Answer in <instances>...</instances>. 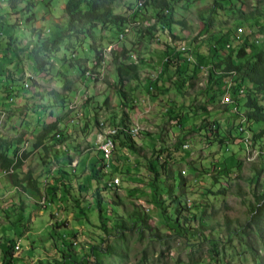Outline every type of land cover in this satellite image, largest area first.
Wrapping results in <instances>:
<instances>
[{
  "label": "rangeland",
  "instance_id": "374dc122",
  "mask_svg": "<svg viewBox=\"0 0 264 264\" xmlns=\"http://www.w3.org/2000/svg\"><path fill=\"white\" fill-rule=\"evenodd\" d=\"M67 1L52 0L50 8L39 4L35 9L38 16L34 25L36 29H43L48 36L53 35L48 31L55 32L57 27L55 25L64 24L67 20L64 11ZM213 1L197 0L188 9H184V1L180 3L177 8L179 13L177 19L184 18L187 22L186 29L174 30L180 41H175L168 30L159 34L161 42L159 44L157 40L154 42L143 40L133 32H130L125 39L118 40L116 34L108 28L97 30V36H100L103 43L109 47L106 62L101 66L96 64L94 58L87 57L88 46L80 47L79 38H72L68 41L76 48L75 52L78 50L79 56L83 59L80 61L82 69L76 68L79 61L72 59L68 54L69 60L63 61L62 52L50 59L51 73L50 76H47L36 73L29 52L11 53V56H20L10 66V73L13 72L15 77L21 75L24 82L29 84V89L23 90V94L19 95L21 97H14V102H12L14 107H11L10 110L3 111L4 109L0 107V135L7 144L24 150L27 155L24 165L16 172L18 180L27 186L28 181L33 182L32 184L35 185L33 188L37 186L40 189L37 193L33 188L27 192H19L21 187L16 186L10 176L0 171V240L4 236L20 240L21 250L16 253L17 264H37L40 259L49 260L51 264L62 262L61 253L55 247L56 244L52 243L50 237L53 236L60 246V238L68 235L70 230L61 228L54 231L52 223L57 221L67 222L74 229L73 232H77L73 247L78 250L80 255L89 253L92 244L100 245L102 238L110 237L109 244L113 248V253L102 256L103 264H192L193 262H198V264H256L251 247L254 246L264 253V246L256 233L244 226L249 219L250 205L256 201L254 191L264 194V160L260 158L257 151L250 149L248 152L239 153V165L242 164L240 177L233 176L232 179L225 177L229 186L226 195L218 199L211 197L208 201V208L204 212H199V219L202 216L204 224L207 226L204 231L212 241H206L198 247H194L188 240L176 236V233L170 229L168 221L165 220V216H162L156 209L154 189L151 188L147 170L153 148L156 145L163 143L171 149L178 147L182 149L183 146L184 150L176 153V160L169 165L166 184L175 185L178 193L180 183H182L181 187L185 192L182 199L194 207L201 200L205 182L206 186L210 185L208 178L213 173L211 172L212 164L218 162V170H222L225 163L229 167L233 166V170L237 169V163H232V160L226 158L227 155L236 152L235 145L232 143H229L227 147L217 144L208 145L209 141L205 137L204 131L201 132L198 129L203 118L208 117L206 115L196 116V113H193V110L204 105L206 101L207 71L196 80L195 87L186 94L175 90L172 86L168 91L163 92V82H159V87L152 88V83L155 84L156 79L160 77L163 69L162 64L166 59L165 44L175 47L184 45L179 48L181 51H186L189 48L194 49L196 46L195 57L207 55L208 41L206 39L209 35L207 32L202 33L203 24L199 13L212 6ZM241 1L243 3H238V5H241L246 13L259 11L264 15V0ZM139 2L142 1L115 0L112 8L116 14L128 15L132 11L127 8L135 9ZM13 3L18 4L19 9L24 7L21 0H0V15L10 12L9 7ZM240 22L245 26L252 23V21L247 23L236 21L230 13L221 19L214 16L212 19L213 31L217 33L220 30L226 31L229 28H234ZM25 28H0V36L3 34L4 36L13 35L20 39L21 46L28 45L30 41L36 39V36ZM260 37L261 35L258 34L257 38ZM262 37L264 38V35ZM256 42L259 43L258 40ZM69 44L65 42L62 50L67 51L65 48ZM123 48L128 51L123 59L127 58L139 66L140 79L138 81H122V87L126 92V102L133 106V109L126 110L131 118L132 127H139V129H132V132L134 130L133 135L136 136L138 134L135 133V130H139L140 135H138L137 141L140 150L139 152L128 151L125 148L116 150L115 162L119 174L116 173L113 177L119 178V187L112 193H105V196L111 198L109 201L118 196L119 199L116 201L121 205L112 209L111 202H105L104 208L107 209V215L104 217L107 225L106 232L99 219L95 201H91L89 193L83 198L87 216L81 214L82 217L78 215L80 219L75 220L71 212L75 205L74 200L81 198L80 192H78L80 190L78 178L65 177L62 174L64 178L57 177L58 179H55L56 172L52 173V170L54 171L59 163L54 161L55 164H52L50 169L46 168L43 159L45 158V161L48 162L49 158L44 156L42 149L36 150L34 145L39 141V138L46 142L55 133L54 128H65L73 116L79 115L81 128L77 132L76 139L81 142V153L78 154L76 150L72 149L74 166L71 165L67 157L60 156L59 159H63L61 160L62 167L70 175L74 172L81 175L82 171L103 158L97 151L87 153V143H91V140H94L99 133L91 123L96 112L94 108L99 113L100 122H106L112 116L116 117V121L121 119L124 107L115 90L119 79L117 65L110 56V49L121 52ZM2 63L4 62L2 61ZM83 70L91 72V76H87V72L84 74ZM68 80L72 85L70 90L66 91L64 84ZM42 88L65 93L68 103L65 107H60L61 104L56 106V103L52 102V98L48 99L45 94L38 95L43 92ZM2 94L5 93H0V100L3 97ZM226 97L224 100L226 99L225 102H228L230 97ZM217 102L213 105L214 110L208 119H218L221 121L222 132H226L228 136L230 133L235 135L234 126L241 121H235L232 113H223L222 101ZM262 104L264 105V99H262ZM40 106H45V109H40ZM168 110L178 115H180V111H183V116L187 115L191 119L187 129L193 127L194 131L187 133L184 129L180 131L176 126L177 121L169 118ZM109 130L110 128L104 129L103 140ZM262 130H264V124L260 125L257 131ZM183 133L186 136L182 139L180 146L177 144L178 136L184 135ZM262 138L261 145L264 144V134ZM102 139L100 143L103 142ZM233 141L235 142V140ZM91 144H94V141ZM76 165L78 166L75 167ZM261 168H263L262 173L256 178L257 170H261ZM49 170H51V174H49ZM113 170L114 162L111 161L109 172L111 173ZM85 172L88 175L89 169ZM61 181L68 185V196L66 193L58 191L54 205L46 208L43 205L44 198L48 193L47 187L59 188ZM213 189L215 192L218 190V188ZM164 200H167L166 196ZM12 203L16 207H11L9 210ZM37 203L38 205H36ZM22 209H25V212L17 213ZM54 210H57L60 215ZM52 211L58 215L57 219L51 218ZM135 211L142 212L146 227L137 223V220L130 216ZM118 225L126 228L120 229ZM230 232L237 234L232 240L229 239ZM215 244L217 247L214 249ZM45 247L48 249L45 250ZM214 251L217 253L215 254Z\"/></svg>",
  "mask_w": 264,
  "mask_h": 264
},
{
  "label": "trees",
  "instance_id": "16d2710c",
  "mask_svg": "<svg viewBox=\"0 0 264 264\" xmlns=\"http://www.w3.org/2000/svg\"><path fill=\"white\" fill-rule=\"evenodd\" d=\"M51 1L52 0H21L24 7L19 9L18 4L13 3L9 7L10 12L8 11L0 15L1 29H4V27L11 29L26 27V30L32 32V34L36 36V39L24 46H21L22 43L20 39L13 35L4 36L3 34V36H0V93L4 92V95H6V99L0 100V107L4 109L3 111L10 110L11 107H14L12 104L15 99L14 97H21L19 95L23 94V90L29 89V84L24 82L21 75L15 77L13 72L10 73V66L13 65L15 59L20 56H11L12 52L17 54H20V52H29V57L35 66L36 73L50 76V59H53V57L58 56L62 52L64 56L62 58L63 61L69 60L67 57L68 54L72 59L79 61L76 68L82 69L80 61L83 59L79 56L78 50L75 52L76 48L71 43L69 44L68 41L72 38H79L80 47L83 48L85 45L88 46L87 57L94 58L97 62L96 64L101 66L106 62L109 47L103 43V39L100 36H97V30L108 28L111 32L116 34L118 40L125 39L130 32H133L143 40H150L151 42L157 40L158 44L160 42L159 34L168 30L175 41H180L174 30L186 29L187 22L184 18L182 20L177 19L179 14L177 8H179L180 3L184 1V9H188L197 0H140L143 2L144 6L140 5L139 2L135 9L128 7L127 9L132 11V13L128 15L115 13L112 8L115 0H68L64 5V11L67 17L66 22L64 24H56V31H48V33L53 34L48 36L43 29L37 30L34 26L38 19L35 9L39 4H44L46 7L50 8ZM238 3L241 4L243 1L214 0L212 6L201 10L199 18L203 24L202 33L205 34V32H207L209 35L206 39L208 41L207 55H198L195 57L196 46H194V49L189 48L186 51H181L179 50L181 46L175 47L165 44L166 59L162 64L163 69L160 73V77L156 79V83H152V88L154 86L157 88L159 87V82H163V92L168 91L169 87L172 86L175 90L186 94L195 87L196 80L207 71L208 82L205 88L206 101L204 105L197 107L196 110H190H193L196 116L206 115L210 118L214 110L213 105L221 100L223 104L221 107H224L222 112L232 113L235 121H241V123L234 126L235 135L230 133L229 136L220 129L221 121L218 119L203 118L202 123L198 127L201 132L204 131V135L209 141V143H207L208 145L217 144L223 147H227L229 143L235 145L236 152L234 151L230 155H227L226 158L232 160V163H237L238 166L237 169L233 170V166L229 167L224 162V168L218 170L219 163L216 162L212 164L211 172L213 173L210 174L208 178L210 185L206 186L205 182L201 200L198 201V204L194 207L191 206V204H187V201L182 199L185 195L181 187L182 183H180L178 193L176 192L175 185L166 184L169 165L176 160V153H180L184 150L183 146L182 149H179V147L171 149L167 148V146L162 143L153 148V154L147 170L150 178V185H152L151 188L154 189V205L160 214L165 216V220L168 221L167 223L170 229L176 233V236L188 240L194 247H198L206 241H212L204 231L207 226H205L202 216L199 219V212H204L208 208V201L211 197L218 199L226 195L229 186L225 177L229 179H232L233 176L240 177L242 164L239 165V153L248 152L251 149L252 151H257L260 158L264 160V144L261 145L263 142L262 137L264 130L260 132L257 131L259 126L264 124V105L262 104V99H264V38L262 37L264 35V15L259 11L246 13ZM227 13H230L236 21H244L246 23L252 21V23L245 26L240 22L236 24L234 28H229L226 31L220 30L218 33L213 31V17L218 16L221 19L223 16H227ZM239 28L243 29V33L240 35L238 33ZM258 34L261 35L259 39L257 38ZM257 40L259 43L256 42ZM3 41L6 42L4 46ZM65 42L69 44L67 48H65L67 51L62 50V46ZM110 51V56L117 65V77L119 79V83L116 84L115 90L121 99L124 110L119 121H116V117L112 116L106 120V122H100L98 119L99 113L97 109L94 108L96 112L91 123L98 129L100 135H104V129L107 128L117 130L116 133L118 134H114L116 135L115 137L114 135L112 136L115 142V149L111 158V161L114 162L113 172L110 173L109 169H106L104 158L99 159L97 163L86 168L81 172V175L77 172L70 175L66 173L62 167L61 160L63 159L60 160V156L62 157L63 155V157H67L71 165L74 166L71 156L72 149L76 150L78 154L81 153V142L76 139L77 132L81 128L79 115L73 116L66 124L65 128H54L53 130L55 133L49 137L46 142L44 139L39 138V141L34 145L36 150L42 149L44 156L47 157V159L49 158L48 162L45 161V158L43 159L46 168L50 169L52 164H55L54 161L59 163V166L54 171L52 170V173L56 172L55 179H58L57 177L64 178L62 174L65 177L78 178V184L80 185V190H78V192H80L81 198L74 200L75 205L71 212L75 220L80 219L79 216H87L84 206L85 199L83 200V198L89 193L88 196H90L91 201H95V205L98 208L99 219L104 225L103 227L106 232L107 225L105 224L106 220L104 217L107 215V209L104 208V205L105 202L109 201L111 198L105 196V193H112L119 187L114 183L117 177H113L116 173L119 174L115 162L116 150L122 148L133 152H139L140 150L137 141L138 135L140 134L136 136L133 135L134 130L132 132L131 118L126 110L133 109V106L126 102V92L122 87V81H138L140 79L139 66L136 63L130 62L127 58L123 59V56L128 53L125 48H123L121 52L112 49ZM190 56H193L192 60H190ZM2 61L4 63H2ZM82 72L85 74L87 70H83ZM5 73L7 74L5 75ZM89 73L90 75H88ZM87 76H91V72L88 71ZM20 79H22V83ZM18 82L21 84L18 85ZM71 85L72 83L68 80L64 84V90L69 91ZM42 89L43 92L38 95L45 94L48 99L52 98V102H55L56 106L61 104L62 106L60 107H65L68 103L65 93H60L49 88ZM226 96L230 97V99L228 98V102H225L226 99L224 100V98H227ZM39 108L45 109V106H40ZM167 113H169V118L171 120L177 121L176 126L180 131L182 129H184L185 133L194 131L193 127H189L190 130L187 129L191 119L187 115L183 116V111H180V115L177 113L175 114L171 110H168ZM185 133H183L184 135L178 136L177 144L180 146L182 139L186 136ZM3 139L0 135V171L10 176L16 186L21 187L19 192H27L35 187V185L32 184L33 182L28 181L27 186L22 181H19L18 174L16 173L24 165V159H26L27 155L24 150H19L10 146ZM233 140H235V142ZM87 144V153L97 151L103 156L98 142H96V144L88 142ZM77 166L78 165L75 167ZM87 169H89L88 175H86L85 172ZM262 170L263 168L257 170L256 178L261 175ZM48 172L51 174V170ZM213 188H218V190L215 192ZM33 189L36 193L40 190L37 186ZM47 190V197L44 198L43 205L46 208L54 205L58 191H62L66 193V195L69 193L68 185L62 181L59 188L48 186ZM49 190L51 191L49 192ZM254 195L256 201L250 205L249 219L244 228L255 232L264 246V194H258L255 190ZM165 196L167 200H169V203H167V200H164ZM117 199H119L118 196H116V199L109 201L111 202L112 209H116V207L118 208L121 205L116 201ZM36 205H38V203ZM11 207L14 208L16 206L12 203L9 206V210ZM21 211L25 212V209L17 213ZM54 212L60 215L57 210H54ZM54 212H51V218L57 219L58 215ZM130 216L134 217L137 223L146 227L147 224L142 212L135 211L131 213ZM52 226L54 231L61 228L70 230L68 235H64L60 238V246L56 243L57 240L53 236L50 237L52 243L56 244L55 247L59 250V253H61L62 262H60V264H103L101 259L102 256L113 253V248L109 244V237L102 238V244L100 245L92 244L89 253L80 255L77 252L78 250L73 247L77 232H73L74 229L65 221H57L56 223H52ZM118 228L125 229L126 227L118 225ZM234 235L237 234L230 232L229 239L232 240ZM215 247H217V244L214 245V249ZM46 249H48V247H45V250ZM19 250H21L20 240L11 236L2 237L0 240L1 264H17L16 260H18V258L16 257V253ZM251 251L254 262L256 264H264V253L254 246L251 247ZM214 252L215 254L217 253L216 251ZM47 261L40 259L37 264H51V261ZM192 264H198V262H193Z\"/></svg>",
  "mask_w": 264,
  "mask_h": 264
},
{
  "label": "built area",
  "instance_id": "2783aa9c",
  "mask_svg": "<svg viewBox=\"0 0 264 264\" xmlns=\"http://www.w3.org/2000/svg\"><path fill=\"white\" fill-rule=\"evenodd\" d=\"M142 4H143V2H140V5H142ZM238 33H239V35L241 33H243V29L240 28ZM192 57L193 56H190V60H192ZM99 148L102 150L103 158H104L105 163H106V169H110V162H111V158L113 156L114 149H115L114 140L113 139H109V146L108 147H101V143H100ZM114 183L118 185L119 184V178H116L114 180Z\"/></svg>",
  "mask_w": 264,
  "mask_h": 264
},
{
  "label": "bare ground",
  "instance_id": "6f19581e",
  "mask_svg": "<svg viewBox=\"0 0 264 264\" xmlns=\"http://www.w3.org/2000/svg\"><path fill=\"white\" fill-rule=\"evenodd\" d=\"M143 5V4H142ZM144 6V5H143ZM142 8V7H141ZM105 125V124H104ZM103 125V126H104ZM106 127V126H105ZM106 130V129H105ZM116 129H113V128H110V130L107 132V134H106V137H104L105 139L103 140V142H101V144H102V147H108L109 146V139H113L112 138V136L114 135V134H118V133H116ZM105 132V131H104ZM135 133L136 134H138L139 133V130H135ZM116 135H114V137H115ZM101 150V149H100ZM102 151V150H101Z\"/></svg>",
  "mask_w": 264,
  "mask_h": 264
},
{
  "label": "crops",
  "instance_id": "0c3cea01",
  "mask_svg": "<svg viewBox=\"0 0 264 264\" xmlns=\"http://www.w3.org/2000/svg\"><path fill=\"white\" fill-rule=\"evenodd\" d=\"M180 46H184V45H180ZM6 95H3V98H2V100L4 99V97H5ZM6 99V98H5ZM135 128H138L139 129V127L138 126H136V127H132V129H135ZM139 134V133H138ZM102 136H103V134H97L96 136H95V139L94 140H91V143H93V141H94V143L96 144V142H98L99 144H100V141H101V139H102ZM100 146V145H99ZM102 152V151H101ZM71 154H73V153H71ZM72 156V155H71Z\"/></svg>",
  "mask_w": 264,
  "mask_h": 264
}]
</instances>
